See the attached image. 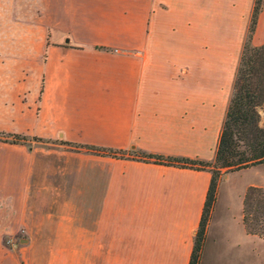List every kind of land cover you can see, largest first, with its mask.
I'll return each instance as SVG.
<instances>
[{
	"label": "crops",
	"instance_id": "obj_1",
	"mask_svg": "<svg viewBox=\"0 0 264 264\" xmlns=\"http://www.w3.org/2000/svg\"><path fill=\"white\" fill-rule=\"evenodd\" d=\"M253 3L0 0V133L26 136L0 137V264H188L211 170L134 153L214 160ZM251 168L221 176L199 264L264 238L219 203Z\"/></svg>",
	"mask_w": 264,
	"mask_h": 264
},
{
	"label": "trees",
	"instance_id": "obj_2",
	"mask_svg": "<svg viewBox=\"0 0 264 264\" xmlns=\"http://www.w3.org/2000/svg\"><path fill=\"white\" fill-rule=\"evenodd\" d=\"M263 0H254L252 12L244 39L233 89L220 129L213 161L190 157L169 156L154 153H134L146 160L183 166L209 167L211 178L188 264H199L207 223L216 200L217 186L221 176L231 170L264 162V123H261L260 108L264 102V42L253 44L252 34ZM13 142L25 141L19 133H0ZM43 140L40 137H34ZM47 142L52 140L47 139ZM73 148H87L95 151L113 152L125 155L124 150L111 151L91 144L59 140ZM242 222L248 233L264 237V186L248 185L242 196Z\"/></svg>",
	"mask_w": 264,
	"mask_h": 264
},
{
	"label": "rangeland",
	"instance_id": "obj_3",
	"mask_svg": "<svg viewBox=\"0 0 264 264\" xmlns=\"http://www.w3.org/2000/svg\"><path fill=\"white\" fill-rule=\"evenodd\" d=\"M16 20L7 19L6 26L32 27L38 26L36 21L28 18ZM261 122H264V102L260 108ZM264 178V168H251L245 171H235L230 174V181L233 184L232 192L227 195L226 192H220V208L230 206V219L236 223L241 211L242 186L248 180H260ZM245 264H264V238L257 236H246L245 239Z\"/></svg>",
	"mask_w": 264,
	"mask_h": 264
},
{
	"label": "built area",
	"instance_id": "obj_4",
	"mask_svg": "<svg viewBox=\"0 0 264 264\" xmlns=\"http://www.w3.org/2000/svg\"><path fill=\"white\" fill-rule=\"evenodd\" d=\"M10 241H11V239H10V238H8V239H7V245L13 246V244H12V243H10Z\"/></svg>",
	"mask_w": 264,
	"mask_h": 264
}]
</instances>
